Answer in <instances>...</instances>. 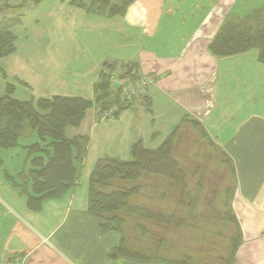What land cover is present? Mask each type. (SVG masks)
<instances>
[{"label":"crops","instance_id":"0c3cea01","mask_svg":"<svg viewBox=\"0 0 264 264\" xmlns=\"http://www.w3.org/2000/svg\"><path fill=\"white\" fill-rule=\"evenodd\" d=\"M70 1L26 0L13 30L15 52L0 66L4 93L10 85L23 102L92 100L104 63H134L153 82L146 102L132 101L116 119L98 120L92 111L76 187L44 202L40 212L27 210L2 177L24 166L25 152L6 151L4 161L0 153V264H155L116 257L118 238L112 242L114 234L101 233L86 213L88 178L98 159L129 160L138 140L156 149L184 119L202 124L233 163L231 210L241 242L232 264H264V65L255 50L216 58L208 49L226 21L264 5L238 15L237 0H135L124 16L104 18Z\"/></svg>","mask_w":264,"mask_h":264},{"label":"trees","instance_id":"16d2710c","mask_svg":"<svg viewBox=\"0 0 264 264\" xmlns=\"http://www.w3.org/2000/svg\"><path fill=\"white\" fill-rule=\"evenodd\" d=\"M26 0H0V59L15 52L13 30L22 23ZM135 0H71L69 4L92 16L125 15ZM10 12H15L9 15ZM216 58L257 51L264 65V10L226 21L210 43ZM134 63H104L93 85L94 98L53 96L19 101L6 85L0 96V153L25 152L24 166L2 177L27 210L40 212L47 200L62 198L74 189L87 154L88 134L67 135L79 128L90 109L98 120L109 113L116 119L131 107L123 106L122 87L110 90V77L135 81ZM0 75L6 77L0 68ZM145 101V98H142ZM146 102V101H145ZM146 110L150 111L148 105ZM0 169L2 160L0 159ZM233 163L212 144L197 121L181 120L156 149L140 140L130 148V159L104 157L90 171L86 213L103 234H118L117 258L140 263L232 264L241 242L230 202L234 188ZM194 231L193 244L183 230ZM176 239L174 242L173 239ZM182 246H188L182 248ZM190 246H209L189 251ZM218 249L216 254L214 249Z\"/></svg>","mask_w":264,"mask_h":264},{"label":"rangeland","instance_id":"374dc122","mask_svg":"<svg viewBox=\"0 0 264 264\" xmlns=\"http://www.w3.org/2000/svg\"><path fill=\"white\" fill-rule=\"evenodd\" d=\"M30 1L32 2V1H35V0H27V3L30 4ZM111 1L114 2V3H117V0H111ZM263 5H264V0H237L234 10H235V13H238V15L239 14H245L247 11H250V9L252 10V9L258 8V7L263 6ZM13 13H15V12H10L9 15H11V14L13 15ZM6 60L7 59H5V58L0 59V66L1 67H3V65L6 62ZM3 95H5V93H4V85L2 83H0V96H3ZM11 96H14L17 99H19L20 97H22V94L19 93V91L17 93L12 92ZM92 111L93 110L90 109V111L85 116V118H84V120L81 123L79 128H77V129H75V128L67 129V132H66L67 135L68 136H73V135H77V134H83L85 132V130H86L85 128H87V121H88V119L90 117L89 115H91ZM198 124H200V123L198 122ZM200 125L202 127V124H200ZM212 144H214V146H216L217 148L219 147L213 141H212ZM21 150L22 149H17L16 152H17L18 155L20 154V152H22ZM9 154L10 153H8L6 151L5 152H1V158L3 159V161L8 158ZM18 155L14 159H16V158L18 159V157H19ZM6 170H7V168H6ZM230 206H231V202H230ZM183 232L186 233L185 235H188V236H187V240L184 239L181 243L182 244H193V242H194V231H191L189 229H185V230H183ZM111 236H112V242H113L114 238H118V242H119V235L118 234H114V235H111ZM173 240H174V242L176 241L175 238ZM186 247H188V246H186ZM186 247L182 246V248H186ZM208 247L209 246H190L191 249L189 251L193 252V250H195L196 248L200 251V250H202L204 248H208ZM186 249H188V248H186ZM215 251L218 252V249L215 248L214 252L212 251L211 253L216 254ZM155 264H157V263H155Z\"/></svg>","mask_w":264,"mask_h":264},{"label":"built area","instance_id":"2783aa9c","mask_svg":"<svg viewBox=\"0 0 264 264\" xmlns=\"http://www.w3.org/2000/svg\"><path fill=\"white\" fill-rule=\"evenodd\" d=\"M118 73L112 74L110 77V90L116 92L119 87H122V104L127 106L136 99L144 98L147 95L149 86L152 84L153 79L140 76L135 81H129L118 77ZM109 113L103 114V119H108Z\"/></svg>","mask_w":264,"mask_h":264}]
</instances>
